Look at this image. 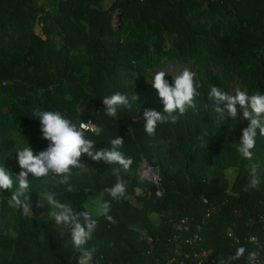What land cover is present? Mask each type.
I'll list each match as a JSON object with an SVG mask.
<instances>
[{
    "label": "trees",
    "instance_id": "trees-1",
    "mask_svg": "<svg viewBox=\"0 0 264 264\" xmlns=\"http://www.w3.org/2000/svg\"><path fill=\"white\" fill-rule=\"evenodd\" d=\"M170 62L194 73L195 107L174 124L158 123L149 136L143 113H163L162 99L128 95L150 87L147 80L153 83ZM174 78L165 76L170 85ZM212 86L264 94V0H0V167L14 182L12 190L0 191V264H78L75 247L54 243L53 232L62 227L43 195L55 193L58 202L88 212L93 190L101 205L110 202L113 221L88 212L97 221L85 246L94 249L90 264H195L198 249L173 241L175 224L183 221L190 235L199 227L212 264H264V177L253 171L264 169V135L258 132L250 150L255 161L248 163L238 147L249 121L224 123L207 109ZM116 92L131 107L114 118L102 100ZM41 111L60 112L78 127L98 126L99 134L85 132L97 150L124 139L120 150L133 160L119 173L124 196L104 191L117 182L118 165L85 154L67 184L53 174L29 177L27 215L10 206L21 171L18 150L30 146L35 155L50 143L36 118ZM148 160L157 166L160 197L138 176ZM240 247L246 251L236 259ZM252 252L257 255L249 261Z\"/></svg>",
    "mask_w": 264,
    "mask_h": 264
},
{
    "label": "clouds",
    "instance_id": "clouds-1",
    "mask_svg": "<svg viewBox=\"0 0 264 264\" xmlns=\"http://www.w3.org/2000/svg\"><path fill=\"white\" fill-rule=\"evenodd\" d=\"M151 87L157 90L164 106L163 113L155 110H145L143 113L144 130L149 136H154L158 123L170 122L174 124L179 116L184 115L189 108L195 107L194 97L198 95V92L194 82V73L187 69L176 76L171 85L165 80V73L158 72L154 76ZM208 94L217 102L216 110L222 114L224 111L219 107V104L224 101H227V113L233 118L237 115V104L244 108L243 117L249 121V124L242 130L238 152L244 158L250 159L252 157L250 150L255 146L258 132L260 135H264V94L258 92L250 95L247 90L237 89L233 95L216 86H212ZM102 103L105 106V113L114 118L117 117L118 109L121 107H131L128 98L119 92L104 97ZM36 118L41 124L42 138L50 143L46 150L35 155L30 146L18 150L17 159L21 171L16 178L18 188L11 195L10 206L22 209V213L27 215L30 211L29 198L26 195L30 186L29 177L39 179L53 174L62 177L60 182L67 184L72 169L81 166L79 161L85 154L94 161L118 165L114 169L118 176L117 182L104 191L113 199L124 196L127 185L123 179L119 178V173L121 170L128 171L133 160L130 157H125L120 150L124 143L122 137L117 136L112 139L109 148L97 150L95 142L86 138L85 132L99 134L101 129L98 126L80 123L78 127L60 112L54 111L38 112ZM13 183L10 173L4 166L0 167V191L12 190ZM257 183L258 181L255 179L252 181L253 186ZM68 190L71 191V188ZM43 199L51 207L50 215L55 224L70 232L73 245L80 253L78 264H90L94 249L85 246L92 238L97 221L86 211L77 212L70 205L58 202L55 199V193L45 192ZM109 211L110 202L104 201L101 205V214L111 222L113 217L108 215ZM245 251L243 247L238 248L235 258L242 257ZM256 255L255 252L249 253V261L254 260ZM220 264H227V262L222 260Z\"/></svg>",
    "mask_w": 264,
    "mask_h": 264
},
{
    "label": "rangeland",
    "instance_id": "rangeland-1",
    "mask_svg": "<svg viewBox=\"0 0 264 264\" xmlns=\"http://www.w3.org/2000/svg\"><path fill=\"white\" fill-rule=\"evenodd\" d=\"M35 32L37 34H39L40 36H42V27L41 26H37L35 28ZM54 42L59 45L61 43V38L60 37H54ZM190 70L189 66L185 65V64H182V63H175V62H170L166 65V67L161 70L165 73V76H178L179 74L182 73L183 70ZM158 73V72H157ZM195 76V75H194ZM148 81V84L150 85V87L148 88H142L141 90L138 89L137 91H135L137 93V95H128V98H132V99H139L140 98V95L141 94H151L152 96L156 97V98H159L160 97L158 96V93L156 90H154V88L151 87L152 83ZM236 81V78H233L231 79V83H235ZM133 90H136L133 89ZM227 93L229 94H233V91L230 90L228 91ZM205 101H204V105L207 109H210L209 107L211 106V109H213V111L215 112V114H220L223 116V120H224V123H230L231 121L235 120V121H239L240 123H243L245 121V118L243 117V111H244V108H242L239 104L236 105V108H237V115L236 117H231L228 113H227V110H226V104H227V101H224V102H221L219 104V107L224 111V114L218 112L216 110V107H217V102L214 101L210 96L209 94H207L205 97H204ZM207 103H210V105L208 106ZM255 161V159L253 157H251L250 159H248V163H253ZM148 169H151V171L153 170V168H150L146 165V161L143 163L142 167L140 168L139 172H138V176L139 178H142V173L144 171H147ZM253 171L255 173L256 176H260V177H264V169L261 168V167H258V166H253ZM158 174V172L156 173V175ZM154 175V176H156ZM152 176V175H151ZM143 179V178H142ZM139 195V194H138ZM87 209H88V212L91 213V214H96V213H99L101 211V198L99 196V194L97 193L96 190H93L91 196L89 197V199L87 200ZM53 241L54 243H56L57 245H61L62 246H71V247H75L73 245V242L71 240V238L69 236H67L65 233H64V230L62 228H56L53 232Z\"/></svg>",
    "mask_w": 264,
    "mask_h": 264
},
{
    "label": "built area",
    "instance_id": "built-area-1",
    "mask_svg": "<svg viewBox=\"0 0 264 264\" xmlns=\"http://www.w3.org/2000/svg\"><path fill=\"white\" fill-rule=\"evenodd\" d=\"M142 178L143 180H147L156 186L157 190H156L155 195L157 197H160L162 195V192L159 186L158 175L151 176V169L144 171L142 173ZM136 194L137 195L140 194V191L136 190ZM174 230H175V235H174L173 241H174V244L176 245L175 247L194 246L195 248L198 249L197 251L194 248L196 250L193 255L195 259V264H212L211 258L208 257L207 252L201 247V240L199 239L198 232H197V230L199 231V227H196V232L190 235L191 227H189V224H187L186 221H183L181 224H175ZM148 242L149 244H151L150 239H148ZM174 263L175 261L172 260L167 264H174ZM252 264H256V263H252Z\"/></svg>",
    "mask_w": 264,
    "mask_h": 264
},
{
    "label": "water",
    "instance_id": "water-1",
    "mask_svg": "<svg viewBox=\"0 0 264 264\" xmlns=\"http://www.w3.org/2000/svg\"><path fill=\"white\" fill-rule=\"evenodd\" d=\"M146 165L150 168H153V170L151 171V175L152 176L156 175V173L158 172L156 168L157 167L156 164L148 160L146 161Z\"/></svg>",
    "mask_w": 264,
    "mask_h": 264
}]
</instances>
